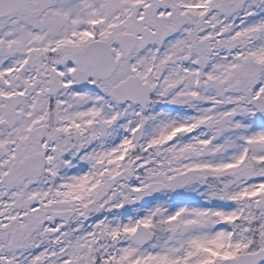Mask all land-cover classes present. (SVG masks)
<instances>
[{"label":"snow or ice","instance_id":"obj_1","mask_svg":"<svg viewBox=\"0 0 264 264\" xmlns=\"http://www.w3.org/2000/svg\"><path fill=\"white\" fill-rule=\"evenodd\" d=\"M0 264H264V0H0Z\"/></svg>","mask_w":264,"mask_h":264}]
</instances>
